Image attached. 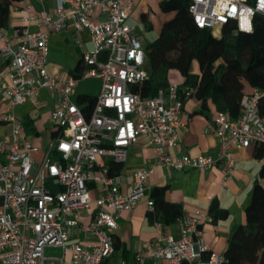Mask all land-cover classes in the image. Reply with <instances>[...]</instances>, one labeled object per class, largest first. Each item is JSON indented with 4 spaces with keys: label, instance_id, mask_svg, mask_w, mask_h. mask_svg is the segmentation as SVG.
<instances>
[{
    "label": "built area",
    "instance_id": "built-area-1",
    "mask_svg": "<svg viewBox=\"0 0 264 264\" xmlns=\"http://www.w3.org/2000/svg\"><path fill=\"white\" fill-rule=\"evenodd\" d=\"M18 7L23 26L17 37L0 34V101L10 106L0 113L10 128L0 138V264H111L121 214L143 200L148 212L155 211L149 186L154 166L208 172L219 162L225 188L236 170L234 149L264 144L262 94L255 90L242 98L237 120L219 112L209 127L219 140L218 160L168 151L178 144L190 93L176 84L155 97L133 91L150 77L144 36L129 24L134 0H56L52 9L40 11L21 0ZM189 11L197 27L217 37V31L221 37L222 28L232 23L250 33L255 15H264V0H190ZM35 24L43 30L32 31ZM70 27L77 35L88 33L93 49L83 50L78 40L85 69L80 78L61 80L48 69L49 38ZM89 78L99 79L101 88L86 115L77 90ZM44 92L55 98L49 121L57 136L37 162L40 149L25 135L24 119L13 110L25 103L37 107ZM142 137L154 148V163L130 175L113 172L112 166L123 165ZM93 204L89 229L95 242H71ZM175 223L178 238L157 221L155 238L136 261L121 264L224 263V255L210 251L203 238V225L213 224L209 210L181 215ZM47 249L60 253L48 256Z\"/></svg>",
    "mask_w": 264,
    "mask_h": 264
},
{
    "label": "crops",
    "instance_id": "crops-1",
    "mask_svg": "<svg viewBox=\"0 0 264 264\" xmlns=\"http://www.w3.org/2000/svg\"><path fill=\"white\" fill-rule=\"evenodd\" d=\"M157 1L159 0H134L135 7L131 12L129 24L136 27L138 32L144 36V39L143 28H148L146 24L142 25L139 18L133 17L132 14H135L136 17L141 12L142 15L145 14L147 22L150 24L149 27L152 28L153 21H158L159 17L158 9L154 7ZM29 2L35 11L50 10L56 4V0H44L43 3L36 0H29ZM18 6L16 5L13 8L9 26L0 30V34L6 33L10 39H15L23 26ZM96 18H99V15ZM31 30L37 32L43 29L35 24L31 27ZM160 33L149 36L150 43L156 40ZM78 40L82 43L83 50L90 51L93 49L88 33L77 35L71 27L50 36L48 69L55 78L66 79L78 73L77 69L79 67L85 69L83 50L77 43ZM147 45L145 39V47ZM234 75L238 81L245 77L242 74ZM178 80L179 77L176 74L169 72L170 84H176L183 89V85H180ZM100 88L101 85L99 84L98 93L95 95L91 92H85L82 95L97 97ZM250 88L252 87L250 86ZM243 92L246 93L244 89ZM189 93L190 95L184 100L183 126L179 131L178 144L173 148H169L168 151L174 155L187 154L193 157L205 155L218 160L219 140L215 134L210 132L209 127L215 123L219 110L213 100L204 102L195 96L194 90H190ZM80 96L77 90V100ZM25 104L18 105L13 111L15 115L24 119V123L29 119L33 121L32 127L36 129V133H31L33 137L30 138L25 127L24 132L28 139L40 149L35 154V160L40 162L47 146L43 148L45 140L41 138L42 124H35L34 119L37 115L43 114L49 122L50 112L55 106V98L44 92L37 107L30 103L35 107V113L21 112ZM85 106L82 107L85 108ZM0 108L2 109L1 113L10 111V106L4 101H0ZM17 110L20 112L18 113ZM5 131V134H2L0 138H6L10 128L7 126ZM53 133H56L54 128L48 134L50 139L53 138ZM154 153L153 146L149 144L147 138L142 137L139 143L129 150L127 161L121 165V174L124 176L130 175L136 170L152 165L154 163ZM233 156L236 161V170L227 181L225 188L221 186L222 174L219 162L208 172L191 169L178 171L168 169L163 165H156L149 178L151 189L168 187L166 198L170 203L181 207V215H191L195 211H208L213 201L218 204V209L225 213L224 218L215 224H204L202 230L205 244L209 250L223 255L234 232L237 228L246 224V213L253 203L256 182H260L264 186V150L257 149L256 144H254L248 148L234 149ZM95 209V204H93L89 211L84 212L81 225L74 230L71 242L85 245L95 242V236L89 229ZM168 229L176 238L180 236L176 223L171 224ZM156 233L157 229L148 215L146 200H143L133 211L123 212L119 220V228L114 236L116 251L110 263L135 262L136 255L144 249L149 241L155 238ZM146 264L161 263L147 262Z\"/></svg>",
    "mask_w": 264,
    "mask_h": 264
},
{
    "label": "trees",
    "instance_id": "trees-1",
    "mask_svg": "<svg viewBox=\"0 0 264 264\" xmlns=\"http://www.w3.org/2000/svg\"><path fill=\"white\" fill-rule=\"evenodd\" d=\"M21 0H0V30L6 29L12 17L13 8ZM251 2V0H250ZM190 0H163L160 10L173 14L166 22L160 35L146 46L149 79L133 91L143 97H155L159 90L168 89L169 72L176 69L184 78L183 90L195 91V96L204 102L213 100L219 112L226 113L230 119L237 120L241 113V100L245 95L258 90L260 114L264 117V15L256 14L253 20V32H242L232 23L222 28L221 37L214 31L201 29L194 23L189 11ZM142 20L149 29L147 16ZM222 62L216 66L218 61ZM197 64L198 72L194 70ZM84 68H78L74 77L80 78ZM234 74H242L252 87L250 92L236 86ZM235 82L230 84L226 78ZM237 87L241 88L238 89ZM191 94H193L191 92ZM96 101L95 96L81 95L78 99L86 115H90ZM30 119L24 123L28 132L36 133ZM4 122L0 120V126ZM53 138L57 133L52 134ZM264 150V144H256ZM115 173H121V165H113ZM264 176V174H263ZM167 186L152 189L151 198L155 204L154 213L148 212L152 224L159 221L170 226L181 215V207L170 203L166 198ZM209 213L213 224L224 218V212L218 204L212 202ZM223 264H264V186L256 182L253 203L246 213V224L237 228L224 253Z\"/></svg>",
    "mask_w": 264,
    "mask_h": 264
},
{
    "label": "rangeland",
    "instance_id": "rangeland-1",
    "mask_svg": "<svg viewBox=\"0 0 264 264\" xmlns=\"http://www.w3.org/2000/svg\"><path fill=\"white\" fill-rule=\"evenodd\" d=\"M161 1L162 0L157 1V4L154 6L156 9H158V12H159L158 13V15H159L158 21H156V22L153 21V26H152V28H149V30L146 29V28H143V33L145 35V39H146V42H147L148 45L151 42L149 36H151V35L152 36H155L156 34L160 33L161 32L160 30L162 29V26L166 22H168L170 19L173 18V14L164 13V12H162L160 10L159 6H160V2ZM150 11L153 12L152 10H150ZM132 15L135 18H139V21H140V23L142 25L145 24L144 21L142 20V12L139 13L137 15V17H136L135 14H132ZM217 35L219 37V35H220L219 31H217ZM221 62H222V60L218 61L216 63V66L219 65ZM194 65H195L194 66V70L196 72H198V68H197L198 66H197L196 62H195ZM170 73L176 74L179 77V80H178L179 84L180 85H183L184 78L182 77V75L180 74V72L178 70L172 69V70H170ZM226 80L228 82H231L230 84H233L235 82L233 79H231L229 77H227ZM99 84L101 85V81L99 79H97V78L84 79L82 81V83L80 84V86L78 87V93H79V95H82V94H85V92H91L93 95H95V94L98 93V85ZM235 84H236V86H240L241 88L247 90L248 92H250V90H251L249 83L244 78L240 79ZM35 111H36L35 110V107L33 105H31L30 103L25 104V106L23 107V110H21V112H25V113H27V112L28 113H35ZM1 112H2V109L0 108V113ZM17 112H18V110H17ZM44 119H45V117H44L43 114L42 115L41 114L40 115H37V117L34 119L35 124H39V125L42 124L43 131L41 133V138H43L45 140V143L43 145V148H45L46 146H48L49 143L51 142V139H50V137H48V134L54 128V125H53L52 122H50V121L48 122V120H46V119L44 120ZM4 127H5V125L4 126H0V136H2V134H5V132H6L5 130H7V126L5 128ZM28 134H29L30 138L33 137V135L31 134V132H28ZM59 253H60V251L57 250V249H47V251H46V254L48 256L59 255Z\"/></svg>",
    "mask_w": 264,
    "mask_h": 264
}]
</instances>
